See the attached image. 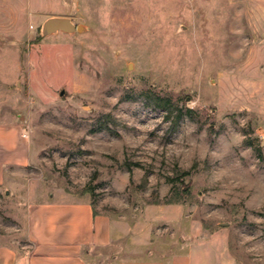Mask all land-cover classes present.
I'll return each mask as SVG.
<instances>
[{
  "label": "rangeland",
  "instance_id": "rangeland-1",
  "mask_svg": "<svg viewBox=\"0 0 264 264\" xmlns=\"http://www.w3.org/2000/svg\"><path fill=\"white\" fill-rule=\"evenodd\" d=\"M50 16L86 29L41 36ZM1 87L32 158L0 186V244L61 187L153 248L264 264V0H0Z\"/></svg>",
  "mask_w": 264,
  "mask_h": 264
},
{
  "label": "crops",
  "instance_id": "crops-1",
  "mask_svg": "<svg viewBox=\"0 0 264 264\" xmlns=\"http://www.w3.org/2000/svg\"><path fill=\"white\" fill-rule=\"evenodd\" d=\"M23 132L19 123L0 116V186L10 180L22 185L18 176L32 158ZM31 200L25 243L0 244V264H237L217 245L192 244L179 252L153 248L151 224L96 213L90 198L65 188H37Z\"/></svg>",
  "mask_w": 264,
  "mask_h": 264
},
{
  "label": "water",
  "instance_id": "water-1",
  "mask_svg": "<svg viewBox=\"0 0 264 264\" xmlns=\"http://www.w3.org/2000/svg\"><path fill=\"white\" fill-rule=\"evenodd\" d=\"M86 29V26L82 24H76L71 18L65 16H50L41 26V36H50L58 32L67 34L81 33ZM227 225L228 223H222Z\"/></svg>",
  "mask_w": 264,
  "mask_h": 264
},
{
  "label": "trees",
  "instance_id": "trees-1",
  "mask_svg": "<svg viewBox=\"0 0 264 264\" xmlns=\"http://www.w3.org/2000/svg\"><path fill=\"white\" fill-rule=\"evenodd\" d=\"M163 106H164V107H167V105H166V100H164Z\"/></svg>",
  "mask_w": 264,
  "mask_h": 264
}]
</instances>
